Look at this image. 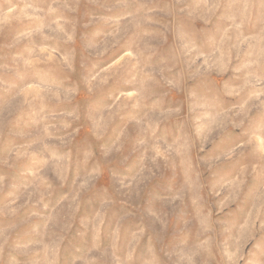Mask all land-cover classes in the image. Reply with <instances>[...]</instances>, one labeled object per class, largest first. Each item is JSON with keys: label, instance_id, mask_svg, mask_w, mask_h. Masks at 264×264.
Segmentation results:
<instances>
[{"label": "rangeland", "instance_id": "1", "mask_svg": "<svg viewBox=\"0 0 264 264\" xmlns=\"http://www.w3.org/2000/svg\"><path fill=\"white\" fill-rule=\"evenodd\" d=\"M0 264H264V0H0Z\"/></svg>", "mask_w": 264, "mask_h": 264}]
</instances>
